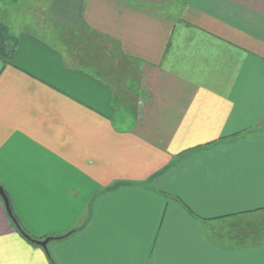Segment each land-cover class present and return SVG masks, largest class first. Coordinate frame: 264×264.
I'll return each instance as SVG.
<instances>
[{
	"label": "crops",
	"instance_id": "obj_1",
	"mask_svg": "<svg viewBox=\"0 0 264 264\" xmlns=\"http://www.w3.org/2000/svg\"><path fill=\"white\" fill-rule=\"evenodd\" d=\"M42 17L0 56V184L57 238L0 196V264H264V0Z\"/></svg>",
	"mask_w": 264,
	"mask_h": 264
},
{
	"label": "rangeland",
	"instance_id": "obj_2",
	"mask_svg": "<svg viewBox=\"0 0 264 264\" xmlns=\"http://www.w3.org/2000/svg\"><path fill=\"white\" fill-rule=\"evenodd\" d=\"M43 7L45 0H0V22L7 26L8 33L12 36L25 29L37 31L46 37V33L41 30L52 24L46 17H42Z\"/></svg>",
	"mask_w": 264,
	"mask_h": 264
},
{
	"label": "water",
	"instance_id": "obj_3",
	"mask_svg": "<svg viewBox=\"0 0 264 264\" xmlns=\"http://www.w3.org/2000/svg\"><path fill=\"white\" fill-rule=\"evenodd\" d=\"M0 196L3 199L4 203H5V207L6 210L8 212L9 217L12 219V221L15 224V227L23 234V236H25L27 239H29L30 241L37 243L39 245H42L43 247H47L48 242L51 239L57 238V237H47L43 240H38L33 238L31 235H29L21 226V224L19 223L17 217L15 216L12 208H11V204H10V199L8 194L6 193L5 188L0 184ZM68 235V234H67ZM65 236V235H64ZM62 237V236H60Z\"/></svg>",
	"mask_w": 264,
	"mask_h": 264
},
{
	"label": "trees",
	"instance_id": "obj_4",
	"mask_svg": "<svg viewBox=\"0 0 264 264\" xmlns=\"http://www.w3.org/2000/svg\"><path fill=\"white\" fill-rule=\"evenodd\" d=\"M14 39V40H13ZM17 39L9 35L7 26L0 22V56L10 61L14 55Z\"/></svg>",
	"mask_w": 264,
	"mask_h": 264
}]
</instances>
